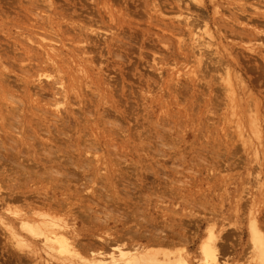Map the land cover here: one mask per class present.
Masks as SVG:
<instances>
[{"label": "rangeland", "instance_id": "obj_1", "mask_svg": "<svg viewBox=\"0 0 264 264\" xmlns=\"http://www.w3.org/2000/svg\"><path fill=\"white\" fill-rule=\"evenodd\" d=\"M31 209L108 248L151 221L195 255L209 226L223 264H255L264 0H0V214Z\"/></svg>", "mask_w": 264, "mask_h": 264}, {"label": "bare ground", "instance_id": "obj_2", "mask_svg": "<svg viewBox=\"0 0 264 264\" xmlns=\"http://www.w3.org/2000/svg\"><path fill=\"white\" fill-rule=\"evenodd\" d=\"M256 8L263 7L256 6ZM240 23L244 24L243 21ZM194 38L202 40L199 36ZM208 38H211L210 34ZM198 54L201 56L200 51ZM51 70L60 71L54 65ZM38 75H44L46 78L52 77L54 84H57L56 92L61 94V98L67 96L66 85L61 74H51L42 70L38 72ZM62 102L63 100L55 99L54 104L57 106ZM56 110H59L58 107ZM252 115L253 113L250 114V123L253 124L256 134H259V128L257 123L255 125V118ZM8 198L19 200L18 197L10 194ZM6 203L7 200L1 202L5 205V210H9L10 206ZM3 213L0 214V230L4 233L1 254L5 253L6 256L0 264H223L220 259L223 246L216 242L218 235H215L209 226H207V234L198 241L197 253L192 255L186 251V248L193 238L185 237L182 230L175 228L164 232L158 229L152 230L149 227L146 231L147 224L155 226L151 221H145L147 224L140 222L139 228L132 234L129 233L128 238L126 237L128 242L113 244L108 248L109 243L118 240L119 237L112 240L101 238V241L96 243L85 244L72 231L75 228L66 222V217L32 209L13 210L12 214H9V211L6 214ZM262 228H264L263 225H259L256 219L250 220L251 241L255 250L258 251V261L255 264H264V231ZM120 237L123 239L124 236ZM223 238L221 236L219 240L223 241ZM139 239H144V241L132 243ZM181 241L184 245L187 244L186 248L183 246L182 249L171 251L162 249V247L165 249L175 247ZM124 245L132 249L124 248Z\"/></svg>", "mask_w": 264, "mask_h": 264}]
</instances>
